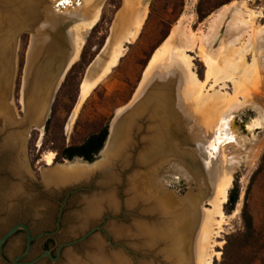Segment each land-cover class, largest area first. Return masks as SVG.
<instances>
[{
  "label": "bare ground",
  "instance_id": "1",
  "mask_svg": "<svg viewBox=\"0 0 264 264\" xmlns=\"http://www.w3.org/2000/svg\"><path fill=\"white\" fill-rule=\"evenodd\" d=\"M102 1L0 0V123L6 131H14L20 118L13 114L10 94L19 33L27 31L29 43L18 103L22 112L28 104L36 108L34 126L42 132L52 98L48 86L63 63L77 61L85 33L99 20ZM145 17L144 0H123L104 57H97L79 86L75 114L90 92L108 77L122 57L124 45L136 40ZM258 19L264 20V16L240 1L212 15L205 33H192L185 18L177 23L153 52L129 102L115 112L121 117L111 127L101 165L109 166L110 160L116 164L102 177L97 193L82 201L85 221L103 211L117 214L123 209L129 214L125 224L107 223L105 227L132 250L138 244L136 252L153 247L168 264H211L218 257L211 242L213 227H219L223 220L222 206L231 176L243 147L250 142L234 135L225 119L239 110L254 111L255 119L245 129L247 133L253 130L251 139L264 127L260 98H252L264 81V24H258ZM194 50L206 66L204 81L196 76L188 55ZM228 85L232 95L224 92ZM44 96L48 104L42 107ZM15 131L5 137L8 142L2 146L10 154L18 147ZM20 142L21 138L18 145ZM169 142L171 149L166 146ZM53 159L48 152L41 161L50 168ZM79 166L72 163L62 166L67 170L49 169L43 179L53 184L60 177L89 175L87 166H83L84 171ZM8 169L23 179L17 165L10 164ZM167 175L186 181L198 195L190 187L184 199L174 197L165 189ZM21 183L17 184L20 190ZM116 190L121 198L116 197ZM11 196L12 191L4 189L0 200ZM198 196H202L201 205L206 203L209 209L199 206L193 214L191 206L201 200ZM82 225L80 221L79 228ZM91 245L84 262L71 260L70 264H134L119 250L106 251L96 240ZM142 264L156 263L149 260Z\"/></svg>",
  "mask_w": 264,
  "mask_h": 264
},
{
  "label": "rangeland",
  "instance_id": "2",
  "mask_svg": "<svg viewBox=\"0 0 264 264\" xmlns=\"http://www.w3.org/2000/svg\"><path fill=\"white\" fill-rule=\"evenodd\" d=\"M240 1H243L249 10L264 16V0H144L146 17L136 40L130 44L124 45L123 55L112 68L108 77L90 92L84 102H82L77 108L75 114L79 86L97 57H104L103 51L106 41L112 36L113 24L116 20L117 14L122 9L123 0H103L99 20L92 29L85 33L80 50V58L76 63L80 64L81 55L83 54L84 58L81 63L82 69H80L76 76V81H79V86L77 88V95L74 104L69 100V95L63 97L58 95V91L50 108L48 120L52 118V121L48 132H46L45 129L43 132L31 130L24 143L19 145L17 143L16 146L18 147H13L15 150L12 151V154L3 151L1 140L5 139L10 133L15 134L16 131H6L3 123H0V187L3 186L4 188L7 185L13 187L17 186L18 181L9 178L7 169L10 167V164L14 166L22 164L23 169L27 171L28 178L32 182V185L27 187L24 182H20L25 188L20 190L18 189V186L17 190L35 195V203L37 202L38 205H41L43 210L50 211L52 216L49 217L43 215L42 223L44 224H39L23 210L18 209L13 201L5 203L4 201H1V199L0 222H3V213L7 210V206L10 205L11 208L8 212L12 214L14 219L25 223L30 228L32 235H38L42 232H52L54 229L55 214L59 208V203H62L64 194L61 193L56 196L49 194L41 195L38 194L36 190L41 192L40 189L42 188L43 174H45L44 172L47 169H60V171L67 170V168H62L64 165L63 161L66 160L57 159L55 161L57 157L53 148L63 150L67 147L78 145L92 134L94 129L103 126L108 127L115 112L127 104L131 99L153 52L163 43L181 19H186V24H188L189 30L192 33H205L207 22L212 15L217 13L224 6ZM198 8L202 15H207L203 20L199 19L197 13ZM257 23L263 25L264 20L258 19ZM67 28L68 26H66L65 30ZM223 30L224 26L221 29V33ZM28 43L29 35L27 34V31L20 32L17 40V50L14 51L15 71L10 93L14 116H21L18 101L24 77L25 55ZM216 48L217 45H215L213 49L215 50ZM188 55L193 60L192 64L196 76L200 81H204L206 66L199 58L197 50L192 51V53ZM247 60L250 61V58L248 57ZM261 84L262 88L260 89L259 94L254 93L252 98H260V107L264 110V81ZM209 85L210 82L205 85V90L209 89ZM224 92L232 95L231 86L228 85ZM209 93H211V91H209ZM250 114L256 115L254 111L239 110L225 119L226 124L229 125V129L235 131L234 135L237 133L236 136H241V141L246 139L250 142H246L242 149L243 154L241 155L236 170H234L231 176V185L227 191V193H229L230 190L236 187L238 190V201L230 214L225 213L224 206L226 203L223 204V220L220 222L219 227H213V232L215 234L212 235L211 242L214 243L213 251L218 253V257L213 258L211 264L220 263L221 250L225 243V237L240 231V217L244 205L253 219L254 227L259 236V245L256 251L264 256V167L260 166L264 155V127L256 130L254 132V138L251 139L250 136L253 135V130L251 132L252 134L247 133L245 130L250 121L255 119V116L251 117ZM0 117H3V115L0 114ZM146 126H148V124H145L144 127L146 128ZM166 146L171 149L172 143L169 142ZM48 152H51L54 155L53 165L50 168L46 167L41 161L42 157ZM11 158L14 161L16 160V162H13ZM17 161L19 163H17ZM83 166L84 165H81L79 167L83 168ZM84 170L86 169L83 168L82 171ZM87 170H89V172H94L92 171L94 170L92 166L88 167ZM190 187L193 189V193L198 195L197 191L194 190V187L189 186L186 181L181 180L180 178L178 180L168 175L165 178L166 191L178 199H184L189 193ZM2 192L3 189L0 188V194H2ZM95 193H97V191L94 192V186H92L89 192L78 193L77 195L70 197L64 209L59 233L52 238L43 237L34 241L27 258L19 262H29L39 257L45 251H50L52 257H54L56 248L60 244L78 239L79 235L77 230L80 227V222H77L76 220L82 217L83 212V206H80L78 203L79 196L91 199ZM115 194L116 197L121 198L118 190H116ZM227 197L228 195L226 196V200ZM197 198H201V200L191 206L193 214L199 210V206H203L204 209H209V206L206 203L201 205V201H203L202 196H198ZM125 212L126 211L123 209L117 214L105 213L103 211L99 217L105 218L104 223L102 224L100 219L99 221L92 220V222L89 223V228L102 226L104 233L96 232L83 243L64 248L60 253L58 261L55 263L44 258L38 264H70L71 260H81L84 262V258L87 256V249L92 246L91 243L93 240L100 242L106 248V251L109 252L119 250L123 255L127 254L124 251L125 249L131 254L132 252H136L140 249L139 244L137 245L136 250H132L126 245V243L115 240L105 227V224L107 223L124 225L125 220L129 217V214ZM216 220L219 221L218 219ZM3 232L4 228L0 227V234ZM175 236L177 237V235ZM107 237L109 238L110 243L115 246L114 249L109 248V241L106 239ZM161 239L163 240L164 238ZM164 241L166 240L164 239ZM24 248L25 238L24 235L19 232L4 246L3 260L0 259V264H11L16 256L23 253ZM159 250H163V247H160ZM126 257L129 258L127 255ZM146 262H149V260H146L143 263Z\"/></svg>",
  "mask_w": 264,
  "mask_h": 264
},
{
  "label": "water",
  "instance_id": "3",
  "mask_svg": "<svg viewBox=\"0 0 264 264\" xmlns=\"http://www.w3.org/2000/svg\"><path fill=\"white\" fill-rule=\"evenodd\" d=\"M79 58H80V54H79L77 61L70 64V61L68 60L65 63H63V65L61 66V68L59 69V71L57 72V74L54 78V82L50 86H48L47 92L52 91V93H51L52 98H51L50 103L47 107V117H46V120L44 122L42 132L44 131L46 123L48 121V117L50 115V108H51V105L54 101V98H55L57 92L59 91V89L61 88V86L65 80V77L67 76V74L69 73L71 68L79 61ZM96 63L97 62L95 60L94 64H96ZM46 98L47 97L44 96L43 102L41 103L42 107L45 106L46 104H48V99H46ZM20 112H21V116H19L20 118L17 120V125L13 129L18 131L17 143H18L19 139L21 138V142L19 144H22L23 141L28 136V133L31 130H36L34 123H35V120L37 118V113H36L37 111H36V108L34 106H31L28 104L25 107L24 112H22L21 109H20ZM250 116L253 117L252 114H250ZM120 117L121 116H117L114 114L113 118L111 119V121L107 127V135H106V139L103 143V146H102L101 150L96 154V156H94L92 162H86L82 158H77V157L73 158L70 161H68V160L63 161V163H64L63 166H66V165L72 164V163L79 164V165L81 164V165H85L88 167L92 166L94 168V170H92V171H94V172H89L88 173L89 175L86 174V176L82 175V176H77V177L76 176L72 177L70 175L66 176V177H60L61 175L58 174V176L60 177V178H57L58 182L52 184V183H48V182L44 181V179H43L42 180V188L40 189L41 192H39V190H36V192L38 194H41V195L42 194L43 195L49 194V195L56 196V195H59L61 193L64 194L62 203H59V208L55 214L54 229L52 232H49V233L42 232V233H39L38 235H32L30 228L25 223H22L21 221L14 219L12 214L10 212H8V210H10L11 206L10 205L7 206V210L4 211V213H3V215H4L3 222L2 223L0 222V227L4 228V232L0 234V259L3 260V249H4V246L6 245V243L8 241H10L19 232H21L24 235L25 248H24V251L22 254L16 256L12 260L11 264H38L44 258H47L50 262L55 263L58 261V259L60 257V253L64 248H69V247L81 244L86 239H88L91 235L95 234L96 232H103L104 233L102 226H97L95 228H89V223H91L92 220L99 221V219H100V222L103 224L104 219H105L104 217L100 218L98 215L92 220H86L85 221V218L82 216L81 218H78L79 220H76L77 222L81 221L83 223L82 227L78 228V230H77L79 238L76 240H73L71 242H68V243L60 244L56 248V252H55L54 257H52L50 251H45L39 257H37V258H35L29 262H19V261H22L25 258H27V256L29 255V253L31 251L32 243L34 241H37L43 237L52 238L59 233L60 223H61V220H62V217L64 214V209H65L66 204H67L68 200L70 199V197L75 196L78 193H87V192H89V190L92 186H94V192L99 190L100 189L99 183H100L102 177L105 174L112 172V169H114V167H115V166L112 167V165H115L116 163L114 162V160H110L109 166L103 167V165H101V162H102L101 152L104 149L106 142L108 141V138L110 136L111 127L113 125H115L116 123H118V121L120 120ZM5 129L8 130L7 127ZM259 129H257V130H259ZM6 142H8L6 139H2L1 140V146H3ZM2 149H4V148L2 147ZM13 162H16V161L13 160ZM95 162H97V163H95ZM17 167H19L21 169L20 171H18V173L20 172L23 179L20 180L18 177H16V175L10 174L9 169H7V173L9 175V178H11L12 180L18 181V183L24 182L27 185V187L29 185L31 186L32 182L29 180L28 175H27V171H25L23 169L22 164H17ZM17 186L13 187V186L7 185L6 187L3 188V190L8 189V190L12 191L11 198L6 199L4 202L8 203L9 201H13L16 204V206L18 207V209L23 210L33 220L37 221V223L44 224V223H42L43 222L42 216L43 215H47L49 217L52 216L50 211L43 210L41 205H38L37 202L35 203V201H36L35 195H33L32 193L29 194V193L18 191ZM22 187H23V185H22ZM24 188L25 187H23V189ZM0 197H1V194H0ZM86 198H88V197L79 196L78 203L80 206L84 205L82 201ZM49 217H47V218H49ZM106 239H108V241H109L108 242L109 248L114 249L115 246L110 243L109 238L107 237ZM90 248H91V246H90ZM90 248L87 249V252H89ZM158 253L159 252H157V250L155 248L153 249V247H151L148 250L144 249V251L134 252L132 254L129 252L126 255L133 260L134 264H142L146 260L155 261L156 264H168L165 257L163 255H161L160 253L159 254Z\"/></svg>",
  "mask_w": 264,
  "mask_h": 264
},
{
  "label": "trees",
  "instance_id": "4",
  "mask_svg": "<svg viewBox=\"0 0 264 264\" xmlns=\"http://www.w3.org/2000/svg\"><path fill=\"white\" fill-rule=\"evenodd\" d=\"M222 5V4H221ZM220 5V6H221ZM219 7V6H218ZM217 7V8H218ZM199 19L203 20L207 15H202L197 9ZM83 54L81 55L80 64H75L67 76L58 92V95L63 97H69V100L74 104L79 81H76L80 69H82ZM52 118H50L46 124L45 130L48 132ZM107 127H99L94 129V132L84 139L80 144L67 147L63 150H57L53 148L56 153V159L72 160L73 158H82L86 162H92L94 156L101 150L103 143L106 139ZM261 167H264V155L261 160ZM228 197L224 206L226 214H230L237 201L238 190L234 187L227 193ZM241 229L235 234H230L225 237V243L221 250V260L219 264H264V256L257 252L259 245V236L257 230L254 227L253 219L244 205L241 217Z\"/></svg>",
  "mask_w": 264,
  "mask_h": 264
},
{
  "label": "flooded vegetation",
  "instance_id": "5",
  "mask_svg": "<svg viewBox=\"0 0 264 264\" xmlns=\"http://www.w3.org/2000/svg\"><path fill=\"white\" fill-rule=\"evenodd\" d=\"M53 165V164H52Z\"/></svg>",
  "mask_w": 264,
  "mask_h": 264
}]
</instances>
